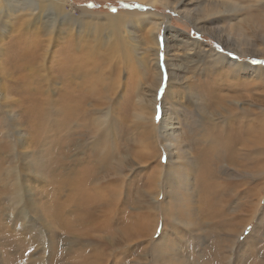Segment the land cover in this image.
Wrapping results in <instances>:
<instances>
[{
	"label": "rangeland",
	"instance_id": "1",
	"mask_svg": "<svg viewBox=\"0 0 264 264\" xmlns=\"http://www.w3.org/2000/svg\"><path fill=\"white\" fill-rule=\"evenodd\" d=\"M13 1L0 15V264H264V142L230 170L206 144L196 155L202 165L191 157L205 135L207 92L237 111L251 107L247 119L264 128V0H64L73 34L56 17L60 34L37 36L47 57L30 68L35 60L18 61L34 38L25 30L33 17ZM119 15L128 22L113 27L108 17ZM71 56L79 72L67 85ZM162 112L173 116L167 133L180 145L179 163L160 138ZM141 113L154 136H142ZM101 116L110 133L99 145L92 120ZM176 178L180 205L162 195ZM204 191L224 192L221 210L207 206Z\"/></svg>",
	"mask_w": 264,
	"mask_h": 264
},
{
	"label": "bare ground",
	"instance_id": "2",
	"mask_svg": "<svg viewBox=\"0 0 264 264\" xmlns=\"http://www.w3.org/2000/svg\"><path fill=\"white\" fill-rule=\"evenodd\" d=\"M17 1H22L25 4V7H23L24 10H27L29 12V14L33 17L32 23L31 24H27L25 27V30H29L30 32H34V38L29 39L27 41H29V45L24 44L23 48H20L21 54H20V58H19V65L23 67V64L21 62V60L26 61L27 59L29 60H35L33 65H27V67H32L35 66L37 64H39L37 61L42 62L44 57L46 56L44 54V51L41 50V41L37 38V36H39V34H45L44 36H50L53 33L55 35L60 34V29H61V24L58 25L59 23L55 22V18H62V22L61 23H65V30L69 33H71V35L73 34L72 32V27H74V20H72V18H69L68 15L66 14V12L64 11V0H17ZM131 1H136V2H142L145 1L148 5H153L154 3H152L153 1L159 2L161 4H164V2L162 3V0H131ZM13 0H0V15H5L6 12H8L9 8H11V4L13 3ZM16 6V5H15ZM135 15V14H134ZM130 18V17H129ZM139 19V18H138ZM108 20L110 22V24H112L113 27H116V24L118 21H124V22H128V17L127 15H119V16H111L108 17ZM123 22V23H124ZM28 23V22H27ZM114 24V25H113ZM1 27V26H0ZM20 27V25H19ZM20 29V28H19ZM17 30V33L20 34V30ZM1 31V28H0ZM65 31V32H66ZM27 32V31H26ZM66 32V33H67ZM75 32H79V28L75 31ZM68 33V34H69ZM67 34V35H68ZM118 34V33H117ZM70 35V34H69ZM66 36V35H65ZM154 39V38H153ZM152 39V40H153ZM61 40V39H60ZM69 41V40H68ZM118 41V40H117ZM120 41V40H119ZM154 41V40H153ZM152 41V42H153ZM44 42V41H43ZM46 43L49 45V43H51V38H46ZM119 43V42H118ZM154 44V43H153ZM157 44V43H156ZM48 46H46L45 48H47ZM123 47V46H122ZM28 48H40V49H36V52H31L30 49ZM44 49V48H43ZM151 50L154 51V65L157 68V80L161 78V75L158 71V60H157V51L154 48H151ZM75 51V50H74ZM75 52H78L77 50ZM44 54V55H43ZM123 55V54H122ZM69 56V55H68ZM47 57V56H46ZM50 57V56H49ZM84 57V56H83ZM221 57V59H224L225 57L223 56H219ZM87 58V57H86ZM67 59V58H66ZM88 59V58H87ZM126 59V58H125ZM74 60H76L75 56H71L70 59L68 60V64L63 72V74L65 75V77L67 78V81L69 79V81L67 82V85H70L73 83L74 77H77L76 75H78V68L76 66L77 63H74ZM79 61V60H78ZM46 62V61H45ZM80 62H83V58H80ZM236 63L229 61L228 64L232 67V68H236L235 66L239 65L237 61H235ZM44 63V62H43ZM79 64V63H78ZM143 64V63H142ZM251 68H253L251 66ZM14 69V68H13ZM46 69V68H45ZM11 68L8 70V72H10ZM31 70V69H30ZM50 70V69H49ZM1 71V69H0ZM33 71V70H32ZM31 71V72H32ZM3 72V71H2ZM144 72V71H143ZM47 73V72H46ZM171 73V72H170ZM235 76V70H233V72ZM81 74V72L79 73ZM143 74V73H142ZM172 74V73H171ZM48 76V75H47ZM169 76L171 77V75L169 74ZM225 76V75H224ZM237 76V75H236ZM169 77V81H171L172 79H170ZM78 80V79H77ZM85 81V80H84ZM222 81V80H221ZM231 81V80H230ZM233 82V81H232ZM237 82V80L235 81ZM169 83V82H168ZM229 82H227L228 84ZM74 84V83H73ZM159 84V83H158ZM170 84V83H169ZM225 85L223 84V87H229V85ZM231 84V82H230ZM76 85V84H75ZM219 85V84H218ZM221 85V84H220ZM231 87V86H230ZM77 88V86H76ZM84 88V86H83ZM215 88V87H214ZM214 88H212L214 90ZM226 88V89H227ZM85 89H87L88 93L91 95L93 93V90L90 86H87V88L85 87ZM221 88H219V86H217L215 88V90H219ZM222 90V89H221ZM76 94L78 93L75 90ZM75 94V95H76ZM246 95H241L240 94L237 96V98H242ZM155 97L156 95L153 96V103L155 102ZM75 101V109H77V114L84 108L82 106V101L79 102L77 100ZM150 98V97H149ZM141 99V98H140ZM226 96H220L218 95V93H212V92H207L206 93V105L204 107L205 113L202 117L203 119V123L206 124V128L202 125L198 127L200 128V130L203 132H205L204 137L199 141H197V143H193L192 147H193V153L190 155L192 157V159L195 160V162L198 160V162L202 165L204 163V158L205 156L203 155V158L200 159V156L196 157L197 155V151L200 150L199 146L201 147V145L203 146L204 144L207 145V150L210 149L211 155L213 158H215V160H217L218 162H220L222 159H224V163L226 164L224 167V169L228 168L230 170L231 166H236V168L238 167H242L240 164L237 163V161L239 160V157L242 158H249L250 160H253L254 158V150H253V144H256V141L260 140V143L264 142V133L262 132V130L264 129L262 124H256L252 121V119H247L248 116L250 115H254L255 113L252 111L251 107H241L240 111H237L238 108L237 107H228L225 105V100ZM230 99V98H229ZM232 99V98H231ZM230 99V100H231ZM249 97L247 98V96L245 97V100H243L244 102H248V104L250 103L248 101ZM233 100V99H232ZM140 101V100H139ZM235 101V100H234ZM237 101V100H236ZM227 102V101H226ZM238 102V101H237ZM253 102V100H252ZM236 103V102H235ZM85 104V102H84ZM83 104V105H84ZM233 104V103H232ZM199 105V104H198ZM252 106V103L251 105ZM173 110V109H172ZM201 110V109H200ZM73 108H69L68 104L66 102L63 103L62 105V113L65 115V117H69L73 115ZM151 112H154L151 111ZM164 112V111H163ZM163 118L161 119V123L160 126H158V129L160 131V138L162 140H165V138H169L166 141H164V143L167 144V147H169L171 149V153L177 157L176 162L179 163V158L181 159V155L178 154V152L180 151V145L177 142H174L176 140V136L174 137V135L168 134L167 132V128H169L170 130L173 129L174 127V123L171 124L172 118L170 116V114L167 113H163ZM84 114H87L85 116V122L87 123V125L85 126L84 124H82V126L87 127L88 126V121L89 120V115L90 112L88 113V111H84ZM143 113V112H142ZM136 114V120H138V122L140 123L141 127L144 126L143 128V132H142V136H148L147 138H149L151 136V134H153L152 136H154V128L153 126H151V123L145 126L144 125V121L146 120V118H144L145 116H143V114ZM176 114V113H175ZM103 115L106 116L107 114H105L103 112ZM223 115H225L227 118L224 119V121L220 120L219 117H222ZM101 116L99 118H97L96 120H92L93 124H94V129L98 130L100 132H98V136H97V140L96 143L100 145V143H105V141H107L105 137L102 136L103 133H105V135L109 134L110 130L109 127H106V122H105V117ZM148 116V115H147ZM152 116V115H151ZM150 116V117H151ZM207 116V117H206ZM218 117V118H217ZM176 118V117H175ZM107 120V119H106ZM76 122L77 126H79V121ZM91 121V120H90ZM152 122V120H151ZM107 125L109 126V123H107ZM75 126V125H74ZM73 126V127H74ZM197 126V125H196ZM76 127V126H75ZM226 128V129H224ZM169 130V131H170ZM257 130V131H256ZM172 131V130H171ZM190 131V130H189ZM188 131V132H189ZM110 136V135H109ZM258 136V138H257ZM175 139L173 141V139ZM105 138V139H103ZM156 138V137H155ZM144 139V138H143ZM182 139V138H181ZM109 142V140H108ZM162 142V141H161ZM157 144V143H156ZM103 146V145H102ZM106 146V144H105ZM157 146V145H156ZM196 147V154L194 153V148ZM167 149V148H166ZM243 149L244 152H243ZM109 153V152H108ZM207 154V153H206ZM106 158V157H105ZM241 158V159H242ZM102 159V162L104 164L105 163V159L104 157L100 158V160ZM175 162V161H174ZM175 162V167L173 168V170H171V168H169V170L171 171V174H177L180 165ZM167 163H169V161H167ZM205 163H207V160H205ZM217 163V162H216ZM197 164V162H196ZM168 165V164H167ZM217 165H219V163H217ZM169 167V165H168ZM220 167L223 166L221 165ZM219 167V168H220ZM208 168V167H207ZM216 168V167H215ZM235 168V167H233ZM168 171V168H166ZM226 171V170H225ZM167 173V172H165ZM179 176V175H177ZM159 177V176H158ZM180 180V177H177ZM176 178V179H177ZM156 190L158 191V184L160 183L159 178H156ZM155 179V180H156ZM171 179V177H170ZM175 179V177L173 178ZM182 179V178H181ZM184 179V178H183ZM76 181V180H75ZM174 181V180H173ZM182 182V181H180ZM195 182V181H194ZM164 185V184H163ZM181 183L179 184L178 179L171 184H168V187H170V189L167 191H164V189L162 190V195L163 196H168L170 198H174L176 205H180L181 202H183V196L180 194V190H181ZM74 186V184L72 185ZM194 187V186H193ZM105 188V187H104ZM198 188V187H197ZM72 189V188H71ZM98 190V189H97ZM195 190V189H194ZM217 190V189H216ZM222 190V189H221ZM92 191V189H91ZM192 191V190H191ZM207 191V190H206ZM208 193L209 197L207 198L208 200V204L207 206L211 207V208H215L218 210H221L223 204L225 203V200L222 197H219L220 195L224 196L223 193L224 192H220L221 194H218V196H215L214 193L209 194L210 192H206ZM223 191V190H222ZM103 192V191H102ZM148 192V191H147ZM159 192V191H158ZM170 192H174V194L172 195L173 197L170 196ZM182 192V191H181ZM217 192V191H216ZM219 192V191H218ZM95 193L96 200L100 197L101 192H93ZM184 193V192H183ZM159 194V193H158ZM202 194V192H201ZM204 194V193H203ZM162 196V197H163ZM188 196V193L187 195ZM192 195L190 194V197ZM207 196V195H204ZM158 197V196H157ZM156 197V198H157ZM93 198V197H92ZM101 198V197H100ZM199 199V198H198ZM68 200V199H67ZM66 200V201H67ZM181 201V202H180ZM197 201V200H196ZM199 201V200H198ZM69 202V201H68ZM100 202V201H99ZM153 204H156L155 202H157L155 199L152 200ZM201 201H199L200 203ZM165 204L163 205V211L166 212L167 211V206H168V202H164ZM197 203V202H196ZM195 203V204H196ZM93 204V201H92ZM199 205V204H198ZM227 205V204H226ZM182 207V206H181ZM180 207V208H181ZM151 208V207H150ZM174 208V207H173ZM172 208V209H173ZM178 208V207H177ZM192 209V208H191ZM196 208H194L195 210ZM224 209V208H223ZM175 210V209H173ZM193 210V209H192ZM197 211V210H196ZM206 211V210H205ZM22 213V212H21ZM20 213V214H21ZM195 213V212H194ZM214 214V212H213ZM203 215V214H202ZM201 215V216H202ZM221 215V214H220ZM23 216V215H22ZM21 216V217H22ZM171 216V215H170ZM169 216V217H170ZM174 216V215H173ZM173 216H171L173 218ZM199 216V215H198ZM175 217V216H174ZM204 217V216H203ZM24 218V217H23ZM22 218V219H23ZM174 219V218H173ZM176 219V217H175ZM201 219V218H200ZM212 219V218H211ZM221 223V222H220ZM217 225V224H216ZM220 225V224H219ZM223 226V225H222ZM131 235V234H130ZM132 239V238H131ZM226 240V239H225ZM224 240V241H225ZM228 243V242H227ZM256 262V261H255Z\"/></svg>",
	"mask_w": 264,
	"mask_h": 264
},
{
	"label": "snow or ice",
	"instance_id": "3",
	"mask_svg": "<svg viewBox=\"0 0 264 264\" xmlns=\"http://www.w3.org/2000/svg\"><path fill=\"white\" fill-rule=\"evenodd\" d=\"M254 62H259V61H254ZM259 63H264V62H259Z\"/></svg>",
	"mask_w": 264,
	"mask_h": 264
}]
</instances>
